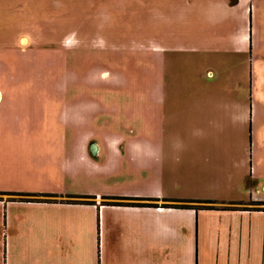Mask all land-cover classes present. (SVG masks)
Segmentation results:
<instances>
[{
  "label": "rangeland",
  "instance_id": "1",
  "mask_svg": "<svg viewBox=\"0 0 264 264\" xmlns=\"http://www.w3.org/2000/svg\"><path fill=\"white\" fill-rule=\"evenodd\" d=\"M192 64L239 93L245 143L264 145V0H0V192L99 185L109 156L83 145H162L167 115L148 96Z\"/></svg>",
  "mask_w": 264,
  "mask_h": 264
},
{
  "label": "crops",
  "instance_id": "2",
  "mask_svg": "<svg viewBox=\"0 0 264 264\" xmlns=\"http://www.w3.org/2000/svg\"><path fill=\"white\" fill-rule=\"evenodd\" d=\"M248 12L246 3L243 20ZM248 35L244 26L243 42ZM202 66L187 68L185 84L164 79L149 94L168 116L162 145H94L96 154L83 145L87 158L109 156L111 168L89 176L99 185L64 194L0 192V264H264V145H246V104L223 81L204 79ZM101 182L118 190L101 191ZM114 197L211 200L236 210L103 204ZM81 199L97 204L70 203ZM249 218L257 221L245 228ZM252 227L253 258L240 247Z\"/></svg>",
  "mask_w": 264,
  "mask_h": 264
},
{
  "label": "trees",
  "instance_id": "3",
  "mask_svg": "<svg viewBox=\"0 0 264 264\" xmlns=\"http://www.w3.org/2000/svg\"><path fill=\"white\" fill-rule=\"evenodd\" d=\"M2 193V192H1ZM83 198V197H81ZM87 198V197H84ZM14 201L25 202H57V199H39V198H15ZM74 204H97L90 200H71ZM104 205L109 206H129V207H150V208H175V209H192L197 211L202 210H236V207H218L215 201L206 200H185V199H139V198H125L114 197L109 201H104ZM264 204V203H262ZM264 210V209H263Z\"/></svg>",
  "mask_w": 264,
  "mask_h": 264
}]
</instances>
